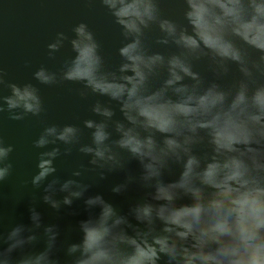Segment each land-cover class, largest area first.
Segmentation results:
<instances>
[{
	"label": "clouds",
	"instance_id": "clouds-1",
	"mask_svg": "<svg viewBox=\"0 0 264 264\" xmlns=\"http://www.w3.org/2000/svg\"><path fill=\"white\" fill-rule=\"evenodd\" d=\"M81 2L99 5L117 28L116 62L87 22L71 35L56 31L31 80L8 81L0 66L8 90L0 120L7 113L42 125L21 188L43 186L40 199L57 213L82 200L88 216L78 221L79 240L62 244L33 195L30 223L0 230V264H264V0ZM66 47L71 55L57 65ZM37 84L80 85L68 90L94 98L96 118L48 123ZM13 152L0 134V185L13 173ZM74 152L80 159L62 180L57 161ZM115 173L123 179L113 193L143 191L126 212L99 193L86 196V181Z\"/></svg>",
	"mask_w": 264,
	"mask_h": 264
},
{
	"label": "water",
	"instance_id": "water-1",
	"mask_svg": "<svg viewBox=\"0 0 264 264\" xmlns=\"http://www.w3.org/2000/svg\"><path fill=\"white\" fill-rule=\"evenodd\" d=\"M5 4L7 7H0V66L4 67L8 81L22 83L31 80L32 71L39 64L48 63L46 44L50 38L56 31H65L71 35L72 25L81 20L87 22L96 32L97 39L102 43L110 63L116 62L115 48L120 39L118 30L99 5L89 8L81 0H46L43 6L39 0H5ZM165 11L178 15L176 9L165 8ZM70 55L71 50L66 47L58 54L55 63L58 65ZM32 83L36 84V81L32 80ZM37 86L41 89V95L45 100L48 123L60 125L73 123L82 126L83 119L96 118L88 111L94 98L81 99L74 91L68 90L79 88L80 85L67 84L59 88L39 84ZM0 94L7 95L8 90L2 89ZM41 126L39 121L31 117L21 121L9 120L7 113L0 120V134L4 136L7 143L14 145L13 173L0 185V230L7 231L16 223H30L28 209L35 195V206L37 211L41 212L43 222L59 226L61 243L77 242L80 237L78 221L88 216V213L84 211L82 200L75 201L71 208H62L57 213L40 199L43 186L41 189L30 191L21 188V182L30 179L34 171L35 156L31 141L38 136ZM79 159L75 152L71 157H61L57 161V175L62 180L70 178L72 167ZM130 167L136 170L138 166L132 162ZM167 178L172 179L174 176ZM122 179V174L115 173L103 181L95 183L86 181L92 185L86 196L99 193L113 203L119 211L126 212L131 203L142 198L143 191L133 186L125 194L113 193L111 187ZM18 194H24V196L19 202H15ZM73 212L76 214L73 215ZM42 246L41 243L36 247L39 249ZM57 255L62 260L67 259L63 248Z\"/></svg>",
	"mask_w": 264,
	"mask_h": 264
}]
</instances>
